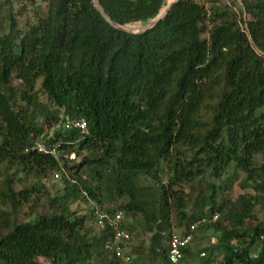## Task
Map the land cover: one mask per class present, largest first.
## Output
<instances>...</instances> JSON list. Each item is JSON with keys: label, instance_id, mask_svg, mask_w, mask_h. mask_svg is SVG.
Listing matches in <instances>:
<instances>
[{"label": "trees", "instance_id": "16d2710c", "mask_svg": "<svg viewBox=\"0 0 264 264\" xmlns=\"http://www.w3.org/2000/svg\"><path fill=\"white\" fill-rule=\"evenodd\" d=\"M99 3L127 29L169 4ZM234 3L178 0L130 34L93 0H0V264H123L105 249L109 225L94 236L72 209L82 201L123 215L129 251L139 231L153 233V264H168L172 237L203 219L185 264H264V0ZM68 120H85L90 135L80 141ZM44 142L59 155L39 152ZM56 174L63 193L43 207ZM26 207L33 218L21 222ZM90 218L99 222L97 209ZM210 232L217 242L196 256Z\"/></svg>", "mask_w": 264, "mask_h": 264}, {"label": "rangeland", "instance_id": "374dc122", "mask_svg": "<svg viewBox=\"0 0 264 264\" xmlns=\"http://www.w3.org/2000/svg\"><path fill=\"white\" fill-rule=\"evenodd\" d=\"M169 1L171 2L172 0H168V2ZM228 1L230 3H233V5L236 8H239L238 5H236V3H234V0H228ZM239 1H241V0H239ZM30 13L34 14L35 13L34 9H31ZM142 26H144V25L133 26V28H130V30H136ZM43 102H46V98L43 99ZM53 133H54V131H51L49 133V135L52 136ZM81 176H83L84 178L91 180V181L94 180V175L91 174L90 168L84 169L81 172ZM60 177H61V175H60ZM111 182H112V178L110 177V174H105V177L100 181V185L108 186L111 184ZM144 183L147 186H153V182L151 179H148V181L145 180ZM62 191H63V186L61 184L60 179L59 180H56V179L54 180L53 178L49 179V181L46 182V184H45V188L43 189V192L40 193L39 196L37 197L39 204H41L43 207H46L47 206V194H49L50 196H57V195L63 193ZM244 193H245V191L240 189L239 183L236 184L235 189H234V193H233L234 198L238 199V197ZM43 207H41L39 209V213H41L42 211L45 210ZM110 207L118 208V203H114ZM94 208L98 210V214L100 217L103 215V212H105L104 210H106L105 208L98 206L96 204H93L92 202L88 203L85 201H82V202H80V203H78L72 207V209L74 211H77L78 217H80V218L87 217V222H86L87 228H86V230L91 231L94 236L98 237V235L100 233V230L98 228V222L95 219L90 218L92 210ZM28 213H30V207H26L25 212L21 213V215H20V221L21 222L26 221L28 219L30 220L33 218V217L29 216ZM172 216H173L172 222L174 225L173 226L174 229L181 230V229H179V227L176 224V216H175L174 210L172 212ZM262 216H264V215L262 214ZM141 218H143V217L141 216ZM129 221H131V220L127 218L126 225L128 224ZM177 232H179V231H177ZM138 235H139L138 236L139 240H138L137 246H136L138 249L137 250L131 249L130 251L128 250V252H130L133 256V262L131 264H153L150 261V255L148 254V249H149V246L151 244L150 241L152 239L153 233H151L149 231H147V232L146 231H142V232L139 231ZM206 235H207L206 237H204L203 235L197 236L198 240H196L195 245H194L195 246L194 250L196 251V256L200 255L204 248L212 246L213 244H215L217 242V238H216V236H214V234L212 232H210ZM196 247H198L197 250L195 249ZM186 260L188 261L189 264H197L198 263L197 259H194V258L192 259L191 257H187ZM40 261H41V264H50L46 260H40ZM187 261H186V264H187Z\"/></svg>", "mask_w": 264, "mask_h": 264}, {"label": "built area", "instance_id": "2783aa9c", "mask_svg": "<svg viewBox=\"0 0 264 264\" xmlns=\"http://www.w3.org/2000/svg\"><path fill=\"white\" fill-rule=\"evenodd\" d=\"M65 129L69 131L78 130L79 131V140H85L89 135L88 124L85 120H68L64 125ZM46 134H44L41 139L45 138ZM60 145L57 143L53 146H48L45 142L40 143L37 146V149L41 153H50L54 156L59 155V147ZM71 158L75 159V156L72 155ZM56 180H59L60 175L56 174L54 177ZM219 216H214L212 218V222H217ZM107 220V222H105ZM207 219H203L198 222L197 226L208 223ZM108 224L112 231V238L105 245V249L107 252L114 255L115 260L123 263L130 264L132 262V257L129 255L127 250V245L129 240L131 239V234L128 229L124 226V217L122 214H117L115 217L108 218V216L102 215L99 218L98 225L101 228H105V225ZM197 226H192L191 231L196 230ZM185 234L181 235L177 232L171 239L169 247V255H168V264H185V250L191 246L193 243V234Z\"/></svg>", "mask_w": 264, "mask_h": 264}, {"label": "water", "instance_id": "95a60500", "mask_svg": "<svg viewBox=\"0 0 264 264\" xmlns=\"http://www.w3.org/2000/svg\"><path fill=\"white\" fill-rule=\"evenodd\" d=\"M178 0H172L167 8L159 15V17H157L155 20H153L152 22L136 29V30H130L127 28H123L119 25H117L116 23H114L109 16L105 13V11L103 10V8L101 7L99 0H93L94 6L97 9V11L102 15V17L115 29H118L120 31H124L130 34H141V33H145L151 29H153L159 22H161L169 13V11L171 10L172 6L177 3Z\"/></svg>", "mask_w": 264, "mask_h": 264}, {"label": "crops", "instance_id": "0c3cea01", "mask_svg": "<svg viewBox=\"0 0 264 264\" xmlns=\"http://www.w3.org/2000/svg\"><path fill=\"white\" fill-rule=\"evenodd\" d=\"M169 3H170V1H169ZM152 262V261H151ZM153 263V262H152Z\"/></svg>", "mask_w": 264, "mask_h": 264}]
</instances>
